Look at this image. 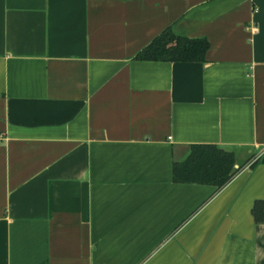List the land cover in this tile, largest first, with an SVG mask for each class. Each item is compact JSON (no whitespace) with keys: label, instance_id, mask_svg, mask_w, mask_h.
Instances as JSON below:
<instances>
[{"label":"crops","instance_id":"1","mask_svg":"<svg viewBox=\"0 0 264 264\" xmlns=\"http://www.w3.org/2000/svg\"><path fill=\"white\" fill-rule=\"evenodd\" d=\"M167 28L205 61L136 60ZM258 203L264 0H0V264H264Z\"/></svg>","mask_w":264,"mask_h":264},{"label":"trees","instance_id":"2","mask_svg":"<svg viewBox=\"0 0 264 264\" xmlns=\"http://www.w3.org/2000/svg\"><path fill=\"white\" fill-rule=\"evenodd\" d=\"M209 43L206 39H188L170 28L155 37L136 56V60L168 63H202ZM235 158L232 153L212 145H192L187 158L173 163V181L179 184L211 185L220 189L231 181ZM256 221H264V203L253 208Z\"/></svg>","mask_w":264,"mask_h":264}]
</instances>
